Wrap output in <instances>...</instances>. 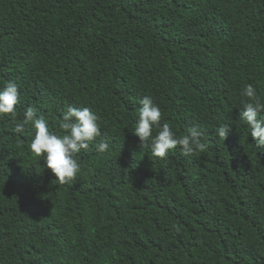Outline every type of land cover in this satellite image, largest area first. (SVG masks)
Listing matches in <instances>:
<instances>
[{"label":"trees","instance_id":"trees-1","mask_svg":"<svg viewBox=\"0 0 264 264\" xmlns=\"http://www.w3.org/2000/svg\"><path fill=\"white\" fill-rule=\"evenodd\" d=\"M8 81L0 264H264V147L239 116L245 85L264 103V0H0ZM145 95L177 138L199 126L205 150L141 146ZM69 106L91 108L101 135L60 184L30 151L31 124L13 129L35 107L62 135Z\"/></svg>","mask_w":264,"mask_h":264},{"label":"clouds","instance_id":"clouds-1","mask_svg":"<svg viewBox=\"0 0 264 264\" xmlns=\"http://www.w3.org/2000/svg\"><path fill=\"white\" fill-rule=\"evenodd\" d=\"M243 101L239 116L248 126V134L257 148L264 147V103L258 97L252 84H247L241 93ZM19 103V86L14 81H8L0 88V116L11 114L15 116V105ZM137 119L132 134L136 136L141 146L150 147L151 153L160 158L177 145L182 146L184 154H191L199 149L204 151L206 145L201 137L204 135L199 126H192L186 134L177 138L168 123L161 124L162 112L153 102L151 96L145 95L139 102ZM98 115L89 107L69 106L63 113L60 128L62 135L50 131L44 115H38L35 107H28L24 112L22 123H17L13 129L21 133L24 126L31 124L34 134L30 141V151L36 157H42L46 167L60 184L73 181L78 172L79 164L73 158L74 154L88 149L89 143L101 135ZM158 131L153 135V129ZM227 125L217 129V135L223 140L227 137ZM109 148L108 143L101 141L96 145L97 151L103 153Z\"/></svg>","mask_w":264,"mask_h":264}]
</instances>
